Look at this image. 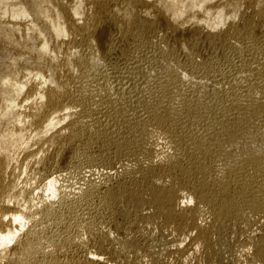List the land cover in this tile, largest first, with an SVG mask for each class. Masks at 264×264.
<instances>
[{"label": "bare ground", "instance_id": "6f19581e", "mask_svg": "<svg viewBox=\"0 0 264 264\" xmlns=\"http://www.w3.org/2000/svg\"><path fill=\"white\" fill-rule=\"evenodd\" d=\"M118 206L168 264H264V0H0V264H107L60 254Z\"/></svg>", "mask_w": 264, "mask_h": 264}, {"label": "rangeland", "instance_id": "374dc122", "mask_svg": "<svg viewBox=\"0 0 264 264\" xmlns=\"http://www.w3.org/2000/svg\"><path fill=\"white\" fill-rule=\"evenodd\" d=\"M82 169L85 170V172H83ZM79 171H80L79 173L72 172V174H74V175L71 174L72 180L76 181V179L78 180V178H79V180L81 181L82 180L81 177H83V176L87 177L89 174H91L90 168L85 167V166H83L81 168V170H79ZM96 171H98V173H100V174L102 172V171L100 172L99 170H96ZM81 172L84 174L82 175ZM86 173H87V175H86ZM98 173L96 172V175ZM102 174H103V172H102ZM108 176L109 177L107 178V180H106V176H105L104 182L101 184L102 190L106 189V187L107 188H114V187L116 188L117 187L116 184L118 185L119 181L122 180L121 178H118V176L116 177V175H114V177H110V176H113V171ZM105 181H107V182H105ZM133 210L134 209L129 207V206H126V207L118 206V207H116L113 210V213L111 212L112 214L110 213L108 219L106 220L108 223L105 222L106 227L104 225L105 228L103 227L104 228L103 229L104 231H102L103 233L100 232V235L97 233V235L95 234L96 236L93 235L92 238L85 239L84 242L79 243V244H77L75 242L71 243L69 241L70 243H67V247H69V249L67 251H69V252L66 251L67 253L64 252V253H61L60 255L62 256V254H63L64 257H66L68 259L72 258L73 260L72 259L71 260L76 261V262H81L87 257L91 258V256L93 254H95L92 256L93 258L101 259L102 262H105L107 264H128V261L132 262V264H135V263L136 264H168V263H170L169 261H171L170 258L172 257L171 254L173 252L172 250H175L176 246H177L176 242H174L175 243V245H174V244H172L173 242H171L172 239L171 240L168 239L170 236L167 235L164 237L165 239H162L163 236H160L158 233L154 232V235H156L157 237L152 235V237L150 239H144L143 238L144 237L143 234L146 233L147 230L149 229L148 228L149 225L146 226V223H144L143 221L146 220L145 218H147V216L149 217L150 214L152 215V213H154L155 211H153L152 208H149V207H142V208H139L138 210H134V211ZM143 218H144V220H143ZM136 221L138 223H136ZM160 221H158V224L160 223ZM143 223L145 226L143 225ZM115 225H117L119 227L122 226L121 228H122L123 232H125L124 234L125 235L127 234L126 235L127 237H128V234H129V237H130V235H131V237L135 236V237H133L134 239H131L134 241L135 246L126 247L125 245L122 244L120 239L102 238V235L105 236L108 232H110V234L111 233L115 234V232L113 233V231H112V226H115ZM144 227L145 228L147 227L148 229L146 228L147 230H145ZM123 228H125V230ZM143 228H144L145 232H144ZM109 230H111V231H109ZM141 231L143 234L141 233ZM139 233H140V235H139ZM230 234H231V232H229L228 235H230ZM160 237H162V238H160ZM166 237H168V238L166 239ZM233 240H235V239H223L222 240L223 241L222 248L224 249V247L225 248L227 247L226 248L227 250L225 251V249H224L223 250L224 253H223L221 250L222 248L220 247V250L218 251V254L216 255L217 258L215 257L216 259L214 260L215 264H234V260H233V257L231 256V253L229 254L227 252V251H229V247L226 245L227 243H229ZM240 240H244V239H240ZM68 244L70 246H68ZM151 245L153 246L152 247L153 249L151 248L153 253L149 254V255H152L149 258V256L147 257V255H145V254H147V252H146L147 248L151 247ZM219 253L222 255L224 254V256H222V258L219 257L218 256V255H220ZM96 254H97V256H96ZM127 258H128V260H127V262H125Z\"/></svg>", "mask_w": 264, "mask_h": 264}]
</instances>
